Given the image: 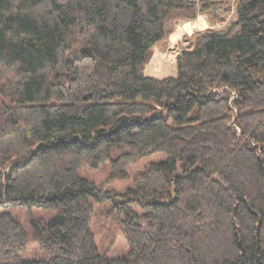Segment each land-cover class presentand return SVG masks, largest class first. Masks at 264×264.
Returning <instances> with one entry per match:
<instances>
[{"label":"trees","instance_id":"1","mask_svg":"<svg viewBox=\"0 0 264 264\" xmlns=\"http://www.w3.org/2000/svg\"><path fill=\"white\" fill-rule=\"evenodd\" d=\"M213 0H0V207L58 209L29 233L0 213V264H264V0H236L223 33L193 34L176 76H145L173 19ZM121 193L82 178L110 165ZM109 200L123 257L90 220ZM122 217V218H121Z\"/></svg>","mask_w":264,"mask_h":264},{"label":"rangeland","instance_id":"2","mask_svg":"<svg viewBox=\"0 0 264 264\" xmlns=\"http://www.w3.org/2000/svg\"><path fill=\"white\" fill-rule=\"evenodd\" d=\"M198 2L199 0H193ZM216 8L199 12L194 20L173 19L168 23L170 33L168 37L152 50V55L148 60L144 74L156 76L148 70V65L152 59L163 58L169 60V66L166 67L164 73H160V79L169 77L170 74H176V58L184 51L192 48L193 34L203 32L207 29L214 30L218 33L225 32L231 23L236 20L235 5L236 0H213ZM185 23H193L194 27L181 32L180 37L175 42V46L171 45L170 36L175 33L176 29ZM195 23L197 25H195ZM173 46V47H172ZM148 70V71H147ZM163 72V71H162ZM176 76V75H175ZM149 77V76H148ZM174 77V76H171ZM155 78V77H152ZM158 79V78H156ZM166 160V154L156 153L141 158L136 164L126 169L127 178L125 179H109L110 165L100 164L98 167L83 166L78 170L80 177L94 183L96 186L103 187L105 190H114L121 193L127 188L133 186V179L136 174L142 172L150 164L160 163ZM109 200H101L94 202V212L90 220V229L94 234L96 245L99 252L107 258L123 257L128 245L122 233V224L116 210L111 208ZM8 212L16 217L27 229L29 233L28 243L23 254L25 260H42L44 254L39 248L37 238L34 235V224L37 222H48L58 215V209L43 208H25L21 206L0 207V213ZM122 218V217H121Z\"/></svg>","mask_w":264,"mask_h":264},{"label":"bare ground","instance_id":"3","mask_svg":"<svg viewBox=\"0 0 264 264\" xmlns=\"http://www.w3.org/2000/svg\"><path fill=\"white\" fill-rule=\"evenodd\" d=\"M189 28H191L190 25L188 23H185L182 26H180L178 29H176L175 33H173L170 36L171 45L175 46V42L180 36L181 32H185ZM167 66L170 67L169 60L167 58L163 59L159 57V58L152 59L147 67H148V70H150L152 74H155L159 71H163V72L166 71Z\"/></svg>","mask_w":264,"mask_h":264},{"label":"crops","instance_id":"4","mask_svg":"<svg viewBox=\"0 0 264 264\" xmlns=\"http://www.w3.org/2000/svg\"><path fill=\"white\" fill-rule=\"evenodd\" d=\"M188 24H191V27H192V26L194 27L193 23H188ZM195 25H197V24L195 23ZM180 35H181V34H180ZM179 37H180V36H179ZM160 73H164V72L159 71V72H157V73L154 74V75H156V76H153V75H150V74H147V75H148L149 77H155V78L160 79V77H158ZM175 75H176L175 73L170 74V76H175Z\"/></svg>","mask_w":264,"mask_h":264}]
</instances>
